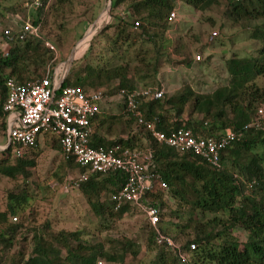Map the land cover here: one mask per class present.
I'll return each mask as SVG.
<instances>
[{"label":"trees","instance_id":"obj_1","mask_svg":"<svg viewBox=\"0 0 264 264\" xmlns=\"http://www.w3.org/2000/svg\"><path fill=\"white\" fill-rule=\"evenodd\" d=\"M227 1L236 22L243 19L264 21V0ZM179 2L206 11L219 0H113L112 14L121 7L125 8L124 12L116 15L113 23L94 39L85 59L93 56L98 40H106L112 48L110 53L118 54L121 62L110 65L90 62L81 71L70 73L64 87L104 89L113 94L121 89H138V84L130 75L132 59L124 55L138 42L157 47L158 41H161L155 62L146 53L137 55L145 68L158 73L167 54L160 53V50L166 51V44L169 43L170 16L177 11ZM56 4L54 0H42V5L33 10L36 15L31 22L41 27V38L20 40L14 36L8 39L4 34L8 49L7 55L3 51L0 53V120L6 141L7 114L4 106L8 98L7 81L14 79L19 84L29 85L45 79L49 70H55L51 65L55 53L45 45L46 41H51L44 35V30L48 14ZM126 19L135 20V23ZM111 29L115 35L110 40L107 34ZM136 29L141 30V35H134ZM252 39L262 44L257 57H236L226 61L231 78L229 85L203 95L187 88L179 97H167L165 94L160 100L142 101L141 105L146 119L155 122L157 130L166 134L180 128L193 129L197 136L206 139H219L227 129L242 133L240 141L222 152L221 168L213 167L193 153H180L158 142L150 132L138 126L132 114L117 116L104 111L93 120V147L110 149L120 146L139 150L141 145L146 144L143 151L151 150L155 173L168 185L169 196L174 200L175 209L170 210L168 216L180 220L179 224L176 223L180 229L176 237L164 227L163 212L167 204L162 193L147 194V201L161 212L159 231L180 245L182 253L191 256V264H264V151L262 154L256 152L264 150V120L254 117L256 104L260 102L264 105V89L260 91L255 84L257 78L264 79V28H257ZM143 71L144 68L137 69L136 76ZM148 77L140 76V79ZM188 108L192 109V113L186 120L184 116ZM50 136L39 137L22 157L16 155L12 146L0 152V182L3 179L28 182L37 167V150H41L42 142L47 138L50 140ZM50 145L61 153L69 168L78 171V178L83 176L86 170L73 158L64 156L56 137L50 140ZM125 182L121 172L96 173L82 181L77 190L101 222L109 219L120 221L132 208H136L124 204L120 211L114 210L112 196L121 190ZM106 196H109L108 200ZM28 204V190L22 188L20 194L9 193L6 211L0 206V264H126L129 258L140 256L134 242L121 243L120 251L112 254L106 250L105 244L85 240L81 231L56 233L49 224L38 226L32 213L27 214ZM206 215L212 217L209 219ZM18 216L21 217L20 222ZM11 217H15L17 222H13ZM149 226L151 232L147 248L157 253L156 262L182 264L177 253L157 243L158 232ZM187 230L190 241L182 240ZM242 230L248 234L246 242L236 236ZM192 245L196 246L193 252Z\"/></svg>","mask_w":264,"mask_h":264},{"label":"rangeland","instance_id":"obj_2","mask_svg":"<svg viewBox=\"0 0 264 264\" xmlns=\"http://www.w3.org/2000/svg\"><path fill=\"white\" fill-rule=\"evenodd\" d=\"M54 1L57 4L48 14L44 35L50 39L57 50L51 64L55 70H61V75L64 69L68 71L71 67L69 61L74 51L73 58L77 60L72 65L71 74L81 71L90 62L102 65L121 62L118 54L110 53L112 48L106 40L96 42L94 54L89 60L85 59V55L94 39H97L113 23V18L124 12V7L114 14L111 11L108 14L110 0ZM33 10L28 5V0H0V11L2 12L0 53L1 44L5 42L4 33L10 29L19 31L23 26V21L34 19L36 14ZM16 16H19L22 21L17 22ZM107 16L106 22L93 27L95 23ZM127 21L135 23L132 19ZM257 28H264V21L250 22L243 19L236 22L232 17V9L227 0H219L206 11H200L179 2L177 19L172 22L167 33L169 43L166 44V51L160 50V53L167 54L166 58L161 61L162 65L158 73L145 68L146 66L139 62L137 55L146 53L155 62L154 57L156 51L161 48V41H158L157 47L138 42L128 54H123L127 59H132L130 75L138 84V88L161 87L165 90L167 97H179L187 88H191L199 95L211 94L230 84L231 78L226 67L227 60L236 57L254 58L258 56L262 44L259 40L252 39ZM100 31L101 33L96 35ZM133 33L141 35V30L136 29ZM90 35H93V40ZM107 35L111 40L115 35L114 30H109ZM212 37L214 40H211ZM198 56L201 60L197 59ZM141 68H144V71L140 76H149L148 78L140 79V76H136L137 69ZM255 84L260 91H263L264 79L257 78ZM261 109L264 111V105L259 102L256 104L254 113L255 119L259 121L264 120V115L259 114ZM191 110V108L187 109L184 116L186 120L192 113ZM109 115L121 116L122 109L117 110V107L114 110L111 109ZM1 123L0 120V149H4L8 147V139L6 141ZM53 138L50 136V140ZM50 140L47 138L43 141L41 150H37L39 153L36 158L37 167L28 182L25 183L23 179H3L0 182L1 209L7 210L9 193L20 194L22 188L27 189L29 199L27 214L32 213V218L38 226L45 227L49 224L50 229L56 233L81 231L85 240L105 244L106 250L112 254L120 251L121 243L134 242L140 250V256L137 259L129 258L126 264H158L156 262L157 253L148 251L147 248L151 228L141 209L132 208L120 221L109 219L101 222V219L91 211L86 198L80 191L73 190L65 194L59 188L55 190L51 188V185L55 183L63 187L68 180L77 179L79 175L78 171L65 164L61 153L51 147ZM145 146L146 144L141 145L139 150L143 151L142 148L145 149ZM263 151L256 150L259 154ZM0 152L3 151L0 150ZM162 195L167 204L163 212L164 223H166L164 227L168 229L171 236L176 237L180 231L176 223L179 224L180 220L171 219L168 216L170 210L175 209L174 200L171 199L169 193H162ZM108 198L109 196H106L105 199L108 200ZM201 217L200 215L199 218ZM205 217L210 219L212 215ZM17 218L20 222L21 217ZM14 219L16 218L11 217L13 222H15ZM188 233L189 230L185 231L182 240L190 241ZM236 234L240 241H247V232L242 230Z\"/></svg>","mask_w":264,"mask_h":264},{"label":"built area","instance_id":"obj_3","mask_svg":"<svg viewBox=\"0 0 264 264\" xmlns=\"http://www.w3.org/2000/svg\"><path fill=\"white\" fill-rule=\"evenodd\" d=\"M28 5L31 9L39 8L42 0H28ZM176 19L177 11H174L170 21L174 22ZM19 20L22 21L20 18ZM4 34L8 39L16 36L20 40L26 37H42L41 27L34 25L31 20L23 21L19 31L10 29ZM211 40H214V37ZM45 45L52 52H57L51 42L46 41ZM3 52L7 55V50ZM197 59L201 60V57L198 56ZM61 73V70H49L45 79L29 85L19 84L14 79L7 81L8 98L4 111L7 114L8 147H14L16 155L22 157L39 137L46 134L56 137L61 143L64 156L67 159L73 158L86 170L83 176L68 180L63 187L58 183L51 185L52 189L59 188L65 194L77 190L82 181L89 179L90 174L123 173L126 182L121 190L112 196L114 210L120 211L124 204L141 209L149 225L158 232L157 243L177 253L182 264H191V256L182 253L180 245L159 231L161 212L158 207L147 201L146 196L149 193L169 191L168 185L155 173L151 150H130L120 146L110 149L93 147V120L118 98L123 113L134 115L138 126L150 132L158 142L180 153H193L215 168L222 166V152L240 141L243 134L227 129L219 139H206L197 136L190 128H180L166 134L157 130L155 122L148 121L141 110L142 101L164 98L166 92L163 88L146 87L133 91L121 89L117 94H113L104 89L60 87L66 70L64 69L62 75ZM259 114L263 116L264 111L261 109ZM14 221L17 222V219ZM195 250L196 246L192 245L191 251Z\"/></svg>","mask_w":264,"mask_h":264},{"label":"crops","instance_id":"obj_4","mask_svg":"<svg viewBox=\"0 0 264 264\" xmlns=\"http://www.w3.org/2000/svg\"><path fill=\"white\" fill-rule=\"evenodd\" d=\"M19 18H20L19 16H16L17 22H18ZM15 30H18V29H15ZM1 48H2L1 52L8 49V44H7L6 40H5L4 43L1 44ZM113 103H114V105H112ZM113 103H111L112 106L110 105L109 108L105 107L104 111L107 112V113H110L111 109L114 110L117 107V110L118 109L119 110L122 109V113H123V107H122V104H121L120 100L118 98H116Z\"/></svg>","mask_w":264,"mask_h":264},{"label":"water","instance_id":"obj_5","mask_svg":"<svg viewBox=\"0 0 264 264\" xmlns=\"http://www.w3.org/2000/svg\"><path fill=\"white\" fill-rule=\"evenodd\" d=\"M112 4H113V1L110 0V2H109V6H108V10H107L108 13H110V11H111ZM96 24H98V23H95L93 27H96ZM100 33H101V31H100V32H97L96 35H98V34H100ZM92 40H93V39H92ZM92 40H91V42H92ZM91 42H90V43H91ZM89 45H90V44H89ZM74 53H75V51H74ZM74 53H73V55H72V57L70 58V61H69V63H71V67H70V69H69L68 71H66L65 76H64V78H63V80H62V82H61V84H60V87H63V86H64L65 81H66L67 77L69 76V74H70V72H71L72 65H73V63L77 60V59H74V58H73V57H74ZM7 148H8V147H6V148H4V149H0V150H1V151H5Z\"/></svg>","mask_w":264,"mask_h":264},{"label":"bare ground","instance_id":"obj_6","mask_svg":"<svg viewBox=\"0 0 264 264\" xmlns=\"http://www.w3.org/2000/svg\"><path fill=\"white\" fill-rule=\"evenodd\" d=\"M108 12V11H107ZM109 14V13H108ZM107 19H108V16L107 17H104L102 20H100L99 22H98V24L97 25H102L104 22H106L107 21ZM92 37H93V35H90V38L92 39Z\"/></svg>","mask_w":264,"mask_h":264}]
</instances>
